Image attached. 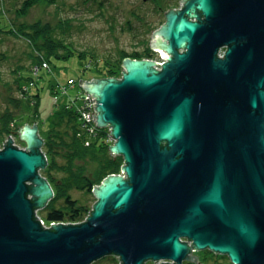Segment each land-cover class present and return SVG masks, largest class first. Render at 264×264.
Instances as JSON below:
<instances>
[{"label":"water","instance_id":"obj_1","mask_svg":"<svg viewBox=\"0 0 264 264\" xmlns=\"http://www.w3.org/2000/svg\"><path fill=\"white\" fill-rule=\"evenodd\" d=\"M181 3L152 34L154 56L167 61L127 56L121 77L80 79L125 161L124 174L94 186L85 221L44 228L36 210L54 197L41 173L44 139L37 123L19 129L29 149L9 136L0 264H91L109 254L120 264H183L200 262L194 251L204 249L264 264V0Z\"/></svg>","mask_w":264,"mask_h":264},{"label":"rangeland","instance_id":"obj_2","mask_svg":"<svg viewBox=\"0 0 264 264\" xmlns=\"http://www.w3.org/2000/svg\"><path fill=\"white\" fill-rule=\"evenodd\" d=\"M22 1L0 0V8L5 13L0 16V24L5 27L20 22L47 24L53 29L52 36L56 40L59 56L43 58L41 63L33 65L31 53L34 52L35 55L37 53L28 39L12 35L1 38L0 114L8 107L18 114L17 118L21 124L12 125L18 144H20V126L36 122L40 134L44 136L54 111L60 106L76 105V108L82 111L84 104L82 97L87 91L80 84V79L92 80L95 77H105L103 74L106 70V61H117L126 54L146 51L148 48L152 51V57L145 58L160 60L161 57L154 56L158 52L151 46L152 34L157 27L167 21L165 11L171 6L182 7L180 0H172L171 6L162 12L156 9L153 0H42L34 3L23 15H17L16 9ZM63 44L66 47H62ZM68 46L74 51L65 56L63 54L66 53ZM20 73L24 77L29 75L32 77L29 81H23L26 83L22 90L18 87ZM71 78L74 79L73 82L69 81ZM38 92L40 93L38 116L27 120L29 115L21 114L22 104L26 103L23 95ZM13 97L20 101L18 107L10 101ZM8 135V133L1 134L0 129V142ZM57 160L60 164L65 162L62 157H58ZM43 170H41L42 174ZM55 174L63 175L61 172ZM70 193L73 198L90 208L97 199L94 193H88L86 190L72 189ZM54 203L62 207L65 204L64 198L58 197ZM38 214L48 222L54 221L45 217V207L39 209ZM87 216L81 220L60 221L75 224L85 221ZM208 253L214 252L209 250ZM214 254L217 255L218 260H212L209 264H233L227 255ZM166 260L162 258L157 261L167 262ZM120 261L119 259L117 264ZM194 263L191 261L186 264Z\"/></svg>","mask_w":264,"mask_h":264},{"label":"trees","instance_id":"obj_3","mask_svg":"<svg viewBox=\"0 0 264 264\" xmlns=\"http://www.w3.org/2000/svg\"><path fill=\"white\" fill-rule=\"evenodd\" d=\"M40 1L42 0H23L22 4L16 9V14L23 15L34 3ZM153 1L156 9L160 12L166 10L172 3V0ZM3 14L5 13L0 8V16ZM52 30L47 24L40 22H20L7 27L0 24V41L5 35L28 39L37 53V55L34 52L31 53L32 63L36 65L41 63L43 58L50 59L52 55L59 56L56 40L52 36ZM61 46L66 47L64 44ZM73 51L74 49L68 46L66 53L63 55L68 56ZM127 56L134 58L152 57V51L148 48L146 51H135L134 53L126 54L117 61H106V70L103 76L120 77L123 69L122 61ZM30 70L32 72V67ZM30 78H32L31 75L24 77L20 73L18 76L19 89L21 88L22 90L26 83L23 81H29ZM23 97H25L26 103L22 104L23 111L21 110V114L29 115L27 120L35 119L38 116L40 93L24 94ZM10 101L15 103L16 107L20 105V101L14 97ZM17 115L14 109L9 107L0 114L1 134L15 132L12 124L18 126L21 124ZM79 115L80 111L76 108V105L70 107L60 106L54 111L50 119V126L43 136L45 139L44 150L48 157V165L43 170V174L50 181L55 191V196L45 207V217L48 220H81L87 216L92 207L90 208L88 205L82 204L73 198L70 193L71 190L81 189L86 190L88 193H93V188L96 184H100L110 174L119 173L125 162L122 155L111 153L109 143L106 140V131L99 128L91 130L90 126L79 121ZM58 157H62L65 162L60 164L57 160ZM55 172H61L63 175L58 176ZM58 197L64 198V206L55 205L54 201ZM201 260L204 263L207 262L206 260Z\"/></svg>","mask_w":264,"mask_h":264},{"label":"bare ground","instance_id":"obj_4","mask_svg":"<svg viewBox=\"0 0 264 264\" xmlns=\"http://www.w3.org/2000/svg\"><path fill=\"white\" fill-rule=\"evenodd\" d=\"M183 4L184 3H182L181 5L183 6ZM178 8H180V9H182V7L180 6V7H178ZM156 51L158 52V50L156 49ZM163 51L164 52H167L165 49H163ZM220 55H222V56H224V50L222 51V52H220L219 53ZM132 58H134V57H132ZM135 59H140L139 57H137V58H135ZM142 59H149V60H154V61H160V62H164V61H167V59L168 58H166V57H161V59L160 60H158V59H155V58H145V57H142ZM155 66H157V67H162V64L161 63H155L154 64ZM123 66V65H122ZM123 70V69H122ZM121 76H122V74H121ZM84 96H85V94H84ZM84 96L82 97V99L84 98ZM97 114V113H96ZM81 116L79 115V117H78V119H79V121H81ZM82 122V121H81ZM36 123V122H35ZM34 123V124H35ZM26 124H29L30 125V128H33V124H30V123H26ZM38 124V123H37ZM83 124V123H82ZM12 125H15V124H12ZM25 125V124H24ZM24 125H22V127L24 126ZM96 128H99V129H104L105 131H106V135H107V137H106V140H107V142L109 143V146H110V144L111 145H114V143H115V139L113 138V135L111 134V132H112V128H111V126H108V125H96ZM95 129V128H94ZM22 133V132H21ZM38 133H39V135L40 136H42V134H40V132L38 131ZM21 135V134H20ZM9 136L13 139V142H12V144H14V145H16L17 147H19V148H22V149H29V147H27L28 146V144H27V142H26V140L25 139H22L21 137H20V144H18L17 143V141H16V139H15V137H16V133H12V134H9L4 140H2L1 142H0V145H2L1 147H0V150H2V149H4L6 146L3 144V142L6 144V143H8L7 141L9 140ZM42 138L44 139V137L42 136ZM111 138H113V139H111ZM44 143H45V139H44ZM43 147H44V145H43ZM42 147V150L44 151V148ZM110 151H111V149H110ZM45 152V151H44ZM46 153V152H45ZM112 154H114V155H118V154H115V153H113V152H111ZM47 155V154H46ZM48 158V157H47ZM119 173H123L124 174V172L122 171V169H121V171L119 172ZM107 177V176H106ZM52 188H53V186H52ZM53 190H54V188H53ZM54 193H55V191H54ZM94 193V192H93ZM31 196V195H30ZM96 201H97V199H96ZM48 205V204H47ZM46 205V206H47ZM91 210H92V208H91ZM90 210V211H91ZM90 214V212L88 213V215ZM87 218V217H86ZM182 240H184L185 238H181ZM189 243H192L191 241L189 242ZM205 250V249H204ZM211 251V250H210ZM213 252V251H212ZM215 253V252H214ZM217 254H220V253H217ZM118 257H119V255H117ZM228 256V255H227ZM101 259V258H100ZM99 260V259H98ZM97 261V260H96ZM230 261H231V259H230ZM147 262V263H146ZM151 262V260H147V261H145L144 263H146V264H149ZM168 262H171V263H175L173 260H168ZM232 262V261H231ZM234 264V263H233Z\"/></svg>","mask_w":264,"mask_h":264},{"label":"built area","instance_id":"obj_5","mask_svg":"<svg viewBox=\"0 0 264 264\" xmlns=\"http://www.w3.org/2000/svg\"><path fill=\"white\" fill-rule=\"evenodd\" d=\"M69 81L73 82L74 79L71 78V79H69ZM82 103H84V104H83L82 111H80V113H81L80 114V116H81L80 119L85 125L90 126L91 130H94V128H96V125H97V117L92 112L97 113L96 106H95V103H97V99L92 93L85 92V96L82 99ZM67 107H69V106L67 105ZM111 139H113V138H111ZM4 145H5V143H4ZM38 210H36V216H37V218L39 220H41L42 225L44 226V228H50V227H52L54 225V223L55 224H59V223L68 224L67 222L60 221V220H54V221L48 222V221L44 220V218H42L38 214ZM166 261L168 262V260H166ZM157 262L161 263L162 261H157ZM120 263H121V261L118 264H120ZM160 263H156V262H152L151 261V264H160Z\"/></svg>","mask_w":264,"mask_h":264},{"label":"flooded vegetation","instance_id":"obj_6","mask_svg":"<svg viewBox=\"0 0 264 264\" xmlns=\"http://www.w3.org/2000/svg\"><path fill=\"white\" fill-rule=\"evenodd\" d=\"M222 49H225V48H222ZM208 251H209V249L195 250L194 254H197L199 256L200 262H195L194 264H209V262L212 260H218L216 254H214V253L209 254ZM201 259L206 260L207 262L204 263V262H202ZM228 259L230 260L229 257H228ZM117 261H119V258L116 254H109L107 256L102 257L101 259H99L97 261H94L91 264H95V263H98V264H117ZM188 262H191V261L186 260L183 262V264H186Z\"/></svg>","mask_w":264,"mask_h":264}]
</instances>
